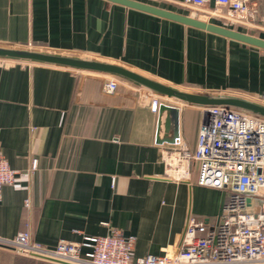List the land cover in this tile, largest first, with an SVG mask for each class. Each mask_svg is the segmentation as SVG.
Wrapping results in <instances>:
<instances>
[{
    "label": "crops",
    "instance_id": "0c3cea01",
    "mask_svg": "<svg viewBox=\"0 0 264 264\" xmlns=\"http://www.w3.org/2000/svg\"><path fill=\"white\" fill-rule=\"evenodd\" d=\"M135 1L264 38L228 11ZM248 1L264 14V0ZM0 45L112 61L177 87L264 103L263 49L108 0H0ZM106 77L0 61V157L18 171L37 163L1 189L0 238L27 231L54 248L119 229L141 257L175 249L189 216L217 224L227 193L198 185L191 158L204 108L122 80L106 93ZM0 264L64 263L0 245Z\"/></svg>",
    "mask_w": 264,
    "mask_h": 264
},
{
    "label": "built area",
    "instance_id": "2783aa9c",
    "mask_svg": "<svg viewBox=\"0 0 264 264\" xmlns=\"http://www.w3.org/2000/svg\"><path fill=\"white\" fill-rule=\"evenodd\" d=\"M209 1L182 0V4L218 17L231 12L236 22L264 33V14L256 13L248 0H213V7H208ZM117 84L116 77L107 75L104 92L113 93ZM157 103L154 98L151 108ZM204 114L191 158L197 164L198 185L227 193L217 224L189 216L175 249L141 257H133L134 237L119 229L80 242L59 239L54 248L20 231L11 239L0 238V245L64 264H264V118L219 105L205 107ZM36 165L33 160L29 171ZM29 171L15 170L0 157V193L4 185ZM82 247L87 248L83 253Z\"/></svg>",
    "mask_w": 264,
    "mask_h": 264
},
{
    "label": "water",
    "instance_id": "95a60500",
    "mask_svg": "<svg viewBox=\"0 0 264 264\" xmlns=\"http://www.w3.org/2000/svg\"><path fill=\"white\" fill-rule=\"evenodd\" d=\"M127 7L145 11L166 19H170L191 27L203 29L224 37L243 42L264 50V38L251 35L222 25L207 22L192 16L158 8L135 0H108ZM0 61H21L36 64H50L76 70L92 71L112 75L122 81L151 93L178 102L210 106H227L243 110L264 118V103L240 95L187 90L142 74L124 65L102 59L89 58L72 53L30 49L0 45ZM173 140V137L170 138Z\"/></svg>",
    "mask_w": 264,
    "mask_h": 264
},
{
    "label": "rangeland",
    "instance_id": "374dc122",
    "mask_svg": "<svg viewBox=\"0 0 264 264\" xmlns=\"http://www.w3.org/2000/svg\"><path fill=\"white\" fill-rule=\"evenodd\" d=\"M13 47H25V48H30V49H37V50H46V49H42V48H35V47H26V46H13ZM46 51H48V50H46ZM7 62H9V61H7ZM118 79V78H117ZM118 81H121L120 79H118ZM138 88V87H137ZM181 88V87H180ZM185 89V88H184ZM138 91H148V90H146V89H143V88H138L137 89ZM187 90H190V89H187ZM196 91V90H195ZM149 93H151L150 91H148ZM151 94H153V93H151ZM155 95V94H154Z\"/></svg>",
    "mask_w": 264,
    "mask_h": 264
}]
</instances>
